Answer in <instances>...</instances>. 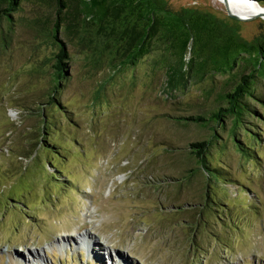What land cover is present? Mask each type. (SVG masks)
<instances>
[{
  "label": "rangeland",
  "instance_id": "1",
  "mask_svg": "<svg viewBox=\"0 0 264 264\" xmlns=\"http://www.w3.org/2000/svg\"><path fill=\"white\" fill-rule=\"evenodd\" d=\"M167 3L173 10L212 13L245 40L264 33V17L233 22L218 0ZM3 8L5 2L0 264H264L261 74L253 95L243 98L247 110L235 134L230 118L215 126L207 157L221 178L208 181L215 202L197 222L206 177L184 178L195 167L189 142L209 139L212 132L179 117L208 115L225 105L220 95L250 66L240 65L234 74L190 71L169 88L171 59L160 40L135 64L116 68L118 58L111 61V54L94 53L75 34L61 32L69 59L58 84L57 49L44 34L51 8L20 0L12 19ZM52 92L60 106L46 103ZM42 109L45 137L54 147H36Z\"/></svg>",
  "mask_w": 264,
  "mask_h": 264
},
{
  "label": "trees",
  "instance_id": "2",
  "mask_svg": "<svg viewBox=\"0 0 264 264\" xmlns=\"http://www.w3.org/2000/svg\"><path fill=\"white\" fill-rule=\"evenodd\" d=\"M20 0H0L5 2V15L11 18L10 11L18 9ZM46 5L53 12V19L44 27V34L57 49L56 78L59 84L68 74L69 59L67 43L60 33L75 34L76 39L86 45V49L99 54H111L110 60L118 61L116 68L133 65L151 50L152 44L160 40L165 44L170 61H166L167 85L169 88L184 80L186 74H205L206 71L231 73L240 65L250 70L234 75L236 80L231 91L223 92L220 99L225 105L205 114L180 116L188 122L209 127L211 138L189 142V153L195 160V167L188 169L184 178L188 183L199 175L208 181L218 182L220 169L212 167L207 157L208 150L215 139V126L222 127L225 119L231 120V133L242 122L241 115L247 110L244 96L253 95V85L257 74L264 77V33L251 40L238 35L237 28H229L221 18L212 13L184 8L173 10L167 0H32ZM264 6V0H251ZM227 16H229L227 14ZM233 22V17H228ZM12 19V18H11ZM34 19L33 23H37ZM44 23V22H43ZM36 25V24H35ZM118 56V57H117ZM187 56V60H186ZM186 60V61H185ZM55 102L60 106L53 92L46 103ZM42 124L36 147H49L46 140L45 113L40 111ZM234 141L243 150L240 141L234 135ZM51 147H54L50 145ZM33 153V152H32ZM32 153L28 154L30 158ZM197 222L200 214L207 211L215 199L208 194V189L200 201Z\"/></svg>",
  "mask_w": 264,
  "mask_h": 264
},
{
  "label": "bare ground",
  "instance_id": "3",
  "mask_svg": "<svg viewBox=\"0 0 264 264\" xmlns=\"http://www.w3.org/2000/svg\"><path fill=\"white\" fill-rule=\"evenodd\" d=\"M218 1L222 3L224 6L228 5L232 13H235L243 18H248L257 14H260V16L264 17V6H261L254 1H242V0H218ZM81 236H83L84 239L90 238L89 236H84V235ZM32 254L36 255L37 253L33 252Z\"/></svg>",
  "mask_w": 264,
  "mask_h": 264
},
{
  "label": "water",
  "instance_id": "4",
  "mask_svg": "<svg viewBox=\"0 0 264 264\" xmlns=\"http://www.w3.org/2000/svg\"><path fill=\"white\" fill-rule=\"evenodd\" d=\"M242 1H251V0H242ZM225 10H226V13H227L230 17H233V18L238 19V20H245V19L250 18V17H248V18H243V17H241V16H239V15H237V14H235V13H232V12L230 11L228 5H225ZM257 15L260 16V14H257ZM254 16H255V15H254ZM251 17H252V16H251Z\"/></svg>",
  "mask_w": 264,
  "mask_h": 264
}]
</instances>
